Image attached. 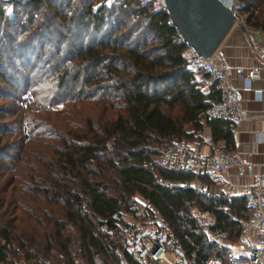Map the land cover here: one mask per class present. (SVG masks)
Masks as SVG:
<instances>
[{
    "label": "trees",
    "instance_id": "1",
    "mask_svg": "<svg viewBox=\"0 0 264 264\" xmlns=\"http://www.w3.org/2000/svg\"><path fill=\"white\" fill-rule=\"evenodd\" d=\"M72 1L0 0V99L11 96L5 86L17 88L14 74L42 66L38 77L49 85L41 94L35 91V101H22L38 113L58 104L75 106L66 108L70 119L64 127L40 121L36 130L32 115H23L31 120L26 133L43 138L50 149L44 154L26 147V156L35 160L22 158V174H6L11 164L5 160L20 157L9 150L22 148L23 116L15 118L16 129L0 120V264H74L77 255L86 264H102V257L122 264V256L136 263L117 242L128 222L123 213L138 208L136 195L187 252L195 251V263L205 264L225 246L196 232L202 221L194 209L212 216L210 228L236 238L247 214L243 200L232 197L226 209L216 208L225 199L182 186L194 178L212 184V173L167 169L158 158L173 139L201 141L204 125L213 142L234 149L230 120L204 114L223 91L209 83L202 88L209 75L188 68L182 56L187 45L161 4L89 0L77 15ZM239 2L248 23L264 22V0ZM8 57L9 70L8 62L1 63ZM81 102L98 108L99 117L90 116ZM78 113L76 121L72 115Z\"/></svg>",
    "mask_w": 264,
    "mask_h": 264
},
{
    "label": "built area",
    "instance_id": "2",
    "mask_svg": "<svg viewBox=\"0 0 264 264\" xmlns=\"http://www.w3.org/2000/svg\"><path fill=\"white\" fill-rule=\"evenodd\" d=\"M239 0H233L232 9L234 20L231 27H237L245 33L246 41L251 45L255 37L251 26L245 19V15L239 10ZM259 63L251 66L245 76V82L240 88H234L228 84L229 68L225 65L223 56L214 50L208 58L198 55L191 47H186L182 56L187 60L188 68L195 74L207 73L215 80V86L222 88L221 100L210 105L204 112L206 117H222L230 120L232 130L246 118V110L241 106V90H251L256 97H264V88L251 87V79L259 76L260 68L264 64V46L255 45ZM243 67H236L234 72L240 74ZM20 98H31L29 89L24 90ZM261 121L264 123V115ZM264 134V129L261 130ZM203 141L211 144L209 136H203ZM159 165L172 170L188 171L195 175L210 172L219 175L231 168L236 169V174L248 177L241 182L240 189L243 195L244 207L247 211L245 217L240 219V234L238 245L228 255V264H264V170L255 172L254 164L240 157L236 152L225 150L220 146L211 145L207 156H203L198 143L188 142L183 139L173 141L162 151L158 158ZM193 185L209 197H221L226 202H217L216 208L226 209L231 200V185L226 190L219 189L212 184H207L197 178L191 182H184L183 187ZM157 216V213L154 212ZM195 215L202 221V225L196 229L197 233L206 232L212 240L220 242L226 238L227 232L218 228H210L212 216L208 212L195 209ZM117 220L118 214H113ZM161 220V219H160ZM124 236L128 244V250L132 253L136 263L121 257L122 264H196L194 250L187 252L179 243L171 229L165 222L144 223L128 221L123 228ZM254 237V245L245 249L244 241L248 237ZM205 264H221L218 255H208ZM17 264H37L34 261H23Z\"/></svg>",
    "mask_w": 264,
    "mask_h": 264
},
{
    "label": "crops",
    "instance_id": "3",
    "mask_svg": "<svg viewBox=\"0 0 264 264\" xmlns=\"http://www.w3.org/2000/svg\"><path fill=\"white\" fill-rule=\"evenodd\" d=\"M248 24L253 30L255 37L254 43L250 45L245 40V33L241 29L231 27L217 47V51L221 53L224 58L225 65L230 70L228 84L234 88L241 89L243 83L245 82V76L247 75L249 68L259 63L255 45L264 46V22L256 25L251 23ZM239 66L243 67V71L240 74H236L234 69ZM208 83L214 84L215 86V80L208 77L202 88L208 89ZM250 85L251 87L264 88V64L260 68L259 76L251 79ZM215 88L217 87L215 86ZM220 89L222 90V88ZM241 95V106L246 110V118L236 127L235 130H232L234 149L231 151L236 152L240 157L252 162L254 164L255 172H261L264 170V134L261 133V130L264 129V123L261 121L262 116L264 115V97H256L249 89H242ZM200 134L202 136V140L196 143L199 144L203 156H207L211 145H217L220 147L223 146V141L221 140L216 142L212 141L209 128L207 126H203ZM203 136H209L211 144L204 142ZM212 175L214 180L212 185L216 184L217 187L223 190H226L227 185H231V197H241L243 200L239 184L247 181L248 177H239L236 174L235 168H231L227 172L219 175ZM254 242V237H248V239L244 241L245 249L252 247Z\"/></svg>",
    "mask_w": 264,
    "mask_h": 264
},
{
    "label": "rangeland",
    "instance_id": "4",
    "mask_svg": "<svg viewBox=\"0 0 264 264\" xmlns=\"http://www.w3.org/2000/svg\"><path fill=\"white\" fill-rule=\"evenodd\" d=\"M100 1L102 2L104 0H92V5H97L98 3H100ZM105 1L110 2L112 0H105ZM72 2H73L72 6H74L76 8L75 9L77 11L76 14L78 15L82 11V8L84 7V5H86L87 2H89V0H83V2H81V3L76 2V0H73ZM159 4H160V2L158 0H153V6H158ZM5 9L7 10V12H10L11 6L7 5ZM12 29H13V27H11V30ZM71 29L73 30V32L75 31L74 27ZM4 46H5V43H4ZM2 47H3V45H2ZM43 56L46 57L47 54H44ZM6 59L10 60V61L2 60L1 63L8 62V64H7L8 66L6 65L5 68L6 69L8 68L7 70H9L11 65H12V61H11L12 58L8 57ZM42 63H43V61H39L38 65H42ZM41 67H36L35 69L32 70V72L30 74H29V72H25L24 76H22L21 73L14 74L13 77H15L16 81L13 84V86L17 87L15 90L10 88L9 86H5L6 84L3 83V86H5V88L9 89L8 93L11 96L5 95V96H3V99H0V107H2L0 109V120L3 121V123H10L11 127H12L11 129H16L18 127L14 123V121L16 120L15 118L19 117L20 115L23 116L27 113L32 115L31 120H33V122L35 124L33 129H36V130H38L40 125L42 124L40 121H44L46 123H55L57 125H60V127H64L69 122L70 117L67 115V112L69 111V109L66 110V108L75 107L71 104H65L64 106L62 104H58V105L53 106V109H51L49 111L38 113L35 108H32V106H28L27 102L24 103V101H22V99L19 98L20 97L19 93L23 89L24 90H26V89L30 90V93H31V98H29L30 101H35V99H34V97H36L35 91H38L41 94V93H43V91L46 90L45 88L49 85V83H47L48 79L42 80L40 77H38V75L41 72H43ZM22 73H23V71H22ZM44 76L47 77V74L44 73ZM43 82H44V84H43ZM79 105H83L84 110H86L89 113V115L92 116L93 118L99 117L100 110L98 108H90V107L86 106L88 104H83L82 102ZM58 109L60 111H57ZM72 117L76 121H79L81 118V113L72 115ZM31 120L26 119V117L23 116V118L21 120V125H20V127L22 128V129L20 128L21 134H23L24 132L26 133L28 128L31 127V124H29V121H31ZM24 124H25V127H24ZM32 133L31 134L26 133L25 138L23 140L21 137V144H20L22 146L21 150L20 149H13V148H11L9 150V153H11L14 157H16L15 156L16 152L19 153L20 157L16 160L9 159V158L5 160V161H7V163L11 164L10 169L5 170L6 174L15 173V172L22 174L19 170L20 167H23L22 158H29L28 159L29 161L35 160V159H33L32 156H30L31 154L29 156H26L27 155V153L25 151L26 147H29L30 149H32V152L37 151L39 153H44V154L48 153L50 148L47 145H45V143L42 142L43 138H39L38 136H33ZM14 134L11 135L10 139L12 137H14ZM19 137L17 136V138H19ZM11 144L13 147H15L17 145L14 141ZM214 186L217 187L216 184ZM217 188H219V187H217ZM219 189H221V188H219ZM135 200H136V202L134 205H136L138 208L135 210L134 213L133 212L132 213L131 212H124L123 213L124 220L131 221V222L136 221V222H140L141 224H144L145 222L149 223V224H153V223L157 224L158 221H161L160 218L158 216H156L154 213H152L148 210L144 211V208L142 206H145L146 202H145V200H143V198L136 195ZM102 228L104 229L105 226H102ZM117 234H118V239H117L118 241L117 242H121L120 246L125 247L124 245H126V247L128 248L126 237L124 236L123 231L120 230ZM238 238H239V235L235 238V237H233V235L229 236V234H228L227 238L218 242L221 245L225 246L224 251L221 254L220 253L218 254V256H220V258H221V264H226V260H228V255L232 251V249L235 247V244L238 242V240H239ZM117 247H119V246H117ZM99 259H101L100 256H99ZM102 259H103L102 264H113V262H112L113 260L110 257L107 259L102 257ZM74 264H86V261L84 260V257L77 255V258H75V260H74Z\"/></svg>",
    "mask_w": 264,
    "mask_h": 264
},
{
    "label": "water",
    "instance_id": "5",
    "mask_svg": "<svg viewBox=\"0 0 264 264\" xmlns=\"http://www.w3.org/2000/svg\"><path fill=\"white\" fill-rule=\"evenodd\" d=\"M188 47L208 58L231 28L233 0H158Z\"/></svg>",
    "mask_w": 264,
    "mask_h": 264
}]
</instances>
